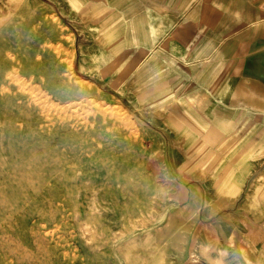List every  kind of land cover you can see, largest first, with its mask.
<instances>
[{
    "label": "rangeland",
    "instance_id": "obj_1",
    "mask_svg": "<svg viewBox=\"0 0 264 264\" xmlns=\"http://www.w3.org/2000/svg\"><path fill=\"white\" fill-rule=\"evenodd\" d=\"M0 264H264V0H0Z\"/></svg>",
    "mask_w": 264,
    "mask_h": 264
},
{
    "label": "bare ground",
    "instance_id": "obj_2",
    "mask_svg": "<svg viewBox=\"0 0 264 264\" xmlns=\"http://www.w3.org/2000/svg\"><path fill=\"white\" fill-rule=\"evenodd\" d=\"M259 48V47H258ZM255 52V51H254ZM200 97H205L207 98V95L206 94H201V93H198V95L196 96V98H200Z\"/></svg>",
    "mask_w": 264,
    "mask_h": 264
}]
</instances>
